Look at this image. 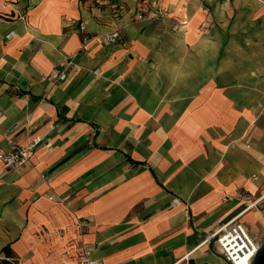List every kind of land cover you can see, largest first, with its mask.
Instances as JSON below:
<instances>
[{
    "label": "crops",
    "instance_id": "obj_1",
    "mask_svg": "<svg viewBox=\"0 0 264 264\" xmlns=\"http://www.w3.org/2000/svg\"><path fill=\"white\" fill-rule=\"evenodd\" d=\"M10 140L1 264H231L215 227L264 238V0H0Z\"/></svg>",
    "mask_w": 264,
    "mask_h": 264
},
{
    "label": "built area",
    "instance_id": "obj_2",
    "mask_svg": "<svg viewBox=\"0 0 264 264\" xmlns=\"http://www.w3.org/2000/svg\"><path fill=\"white\" fill-rule=\"evenodd\" d=\"M83 27L84 24H81L80 28ZM117 35V31H112L107 37L114 38ZM53 75L61 78L65 77L64 72L57 70L53 72ZM10 144V148L0 150V161L5 167H15L28 160L33 153L36 142L18 144L10 140ZM48 197L55 198L53 195H48ZM64 198L66 197H56L58 200ZM173 201L176 202L177 199L174 198ZM239 215L240 212L236 213L227 221L215 227L207 236L214 237L218 251L231 264H248L259 242L251 235L243 221L239 219ZM83 223L82 219L77 222L78 225H83ZM79 258L81 264H90L94 261L91 256V247L85 242L81 244Z\"/></svg>",
    "mask_w": 264,
    "mask_h": 264
},
{
    "label": "water",
    "instance_id": "obj_3",
    "mask_svg": "<svg viewBox=\"0 0 264 264\" xmlns=\"http://www.w3.org/2000/svg\"><path fill=\"white\" fill-rule=\"evenodd\" d=\"M248 264H264V238L259 242Z\"/></svg>",
    "mask_w": 264,
    "mask_h": 264
},
{
    "label": "trees",
    "instance_id": "obj_4",
    "mask_svg": "<svg viewBox=\"0 0 264 264\" xmlns=\"http://www.w3.org/2000/svg\"><path fill=\"white\" fill-rule=\"evenodd\" d=\"M4 251H5V253L7 254V253H10V251H9V247H7V246H5L4 247ZM7 260V259H6ZM6 260H3L4 262H8V261H6ZM1 262V261H0ZM1 264V263H0Z\"/></svg>",
    "mask_w": 264,
    "mask_h": 264
},
{
    "label": "rangeland",
    "instance_id": "obj_5",
    "mask_svg": "<svg viewBox=\"0 0 264 264\" xmlns=\"http://www.w3.org/2000/svg\"><path fill=\"white\" fill-rule=\"evenodd\" d=\"M258 242H260V241H258ZM8 264H17L16 262L15 263H13V261H11L10 263H8Z\"/></svg>",
    "mask_w": 264,
    "mask_h": 264
},
{
    "label": "bare ground",
    "instance_id": "obj_6",
    "mask_svg": "<svg viewBox=\"0 0 264 264\" xmlns=\"http://www.w3.org/2000/svg\"><path fill=\"white\" fill-rule=\"evenodd\" d=\"M252 203H253V202H252ZM252 203H251V204H252Z\"/></svg>",
    "mask_w": 264,
    "mask_h": 264
}]
</instances>
